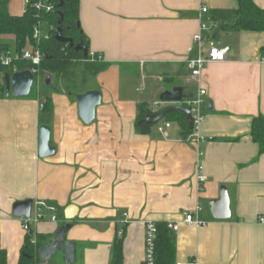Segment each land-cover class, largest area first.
<instances>
[{"label": "crops", "instance_id": "0c3cea01", "mask_svg": "<svg viewBox=\"0 0 264 264\" xmlns=\"http://www.w3.org/2000/svg\"><path fill=\"white\" fill-rule=\"evenodd\" d=\"M253 2L264 9V0ZM26 6L10 0L9 12L23 16ZM204 7L208 14L201 18ZM237 9V0H80L89 51L110 67L77 95L62 84L44 91V99L0 92V247L7 264H19L28 234L14 206L29 200L56 209L58 222L32 224L34 235L51 237L48 245L67 223V209L76 208L67 236L77 245L76 264H111L120 234L123 264H145L147 225L160 222L178 226L176 264H264V154L251 135L253 120L264 117V33L232 27ZM202 22L210 41L229 52L193 80L187 62L200 56L194 37ZM176 88L187 97L181 106L200 89L207 92L197 131L188 132L179 118L138 134V106L146 103L158 114L173 105L161 95ZM89 91H100L102 103L86 125L76 97ZM48 97L52 103L43 112ZM167 123L165 137L159 127ZM42 126L51 129L56 149L47 159L38 156ZM194 136L205 141L197 144ZM223 186L232 216L219 221L210 202ZM186 214L203 225L186 226ZM45 264H66L64 253Z\"/></svg>", "mask_w": 264, "mask_h": 264}, {"label": "trees", "instance_id": "16d2710c", "mask_svg": "<svg viewBox=\"0 0 264 264\" xmlns=\"http://www.w3.org/2000/svg\"><path fill=\"white\" fill-rule=\"evenodd\" d=\"M38 0H31V4L26 6L23 16H13L9 12L10 0H0V57L9 51L22 54L24 51L35 47L34 32L39 24L49 22L52 32L46 38H41L38 45L44 55L43 62L38 68L39 73L35 74V95H40L42 91L55 89L63 84L69 94H76L80 87L85 86L89 80L94 79L99 74L105 72L110 65L103 60L85 59L82 52H76L69 44L60 43L55 39L56 31L61 28L62 34L67 39H72L74 45L83 44L89 48V40L85 36L80 26V0H46L54 7L52 13L39 12L35 6ZM238 9L232 27L245 32L264 33V9L255 5L253 0H237ZM6 37L14 38V45L5 42ZM264 55V48L262 49ZM33 70L32 65L18 61L11 67L0 65V92L6 95L5 76L14 75L17 72ZM76 73L79 76H76ZM53 77L54 86L45 82L41 84V79ZM38 81L40 83L38 90ZM47 81V80H46ZM42 86V87H41ZM34 95V96H35ZM43 103V112H47L52 103L51 98H46ZM153 112L146 103L138 106V117L136 130L140 135H148L154 125L145 122L148 115ZM183 119L185 126L187 120L185 115L174 113L168 115L165 120L172 122L176 119ZM252 139L259 146V155L264 154V117L259 116L252 123ZM158 229L156 242V264H176V239L173 231L169 230L167 223H155ZM63 224L61 227L65 226ZM123 236V234H122ZM51 237L33 234V230L27 234L19 264H45L40 260V249L48 245ZM124 236L116 238L113 249V260L111 264H123ZM0 264H7V253L0 247Z\"/></svg>", "mask_w": 264, "mask_h": 264}, {"label": "water", "instance_id": "95a60500", "mask_svg": "<svg viewBox=\"0 0 264 264\" xmlns=\"http://www.w3.org/2000/svg\"><path fill=\"white\" fill-rule=\"evenodd\" d=\"M55 39L60 43L69 44L76 52H82L86 60L90 57L89 48L83 44L74 45L72 39H67L62 34V29L56 31ZM7 97L27 98L31 95L34 87L35 76L32 71L17 72L14 75L5 76ZM184 89L176 88L172 92H165L161 95V101L165 104H173L158 114H150L145 122L149 125H157L168 115L180 113L186 116L188 123V132L195 131V121L190 108H185L180 104L186 99ZM79 106V116L81 120L90 125L96 118V110L102 103V93L100 91H89L76 97ZM212 104L208 103L207 112L212 109ZM188 132L182 135L183 139H188ZM56 154V149L51 146V129L47 126L41 127L40 143L38 156L41 159H47ZM33 201H24L17 203L13 209V215L17 218L29 219L32 214ZM211 213L216 220L226 221L231 219V201L226 187H221V195L218 200L210 202ZM77 216L75 207H70L66 212L67 223L61 227L56 234V239L51 244L40 249L39 257L44 263L49 262L54 256L64 253L66 264L77 263V245L74 242L67 241V236L73 228L72 221Z\"/></svg>", "mask_w": 264, "mask_h": 264}, {"label": "built area", "instance_id": "2783aa9c", "mask_svg": "<svg viewBox=\"0 0 264 264\" xmlns=\"http://www.w3.org/2000/svg\"><path fill=\"white\" fill-rule=\"evenodd\" d=\"M31 0H26V5H30ZM37 10L39 12H45L47 14L52 13L54 11V7L51 4H48L46 0H38L35 4ZM208 14V8L204 7L201 10V18L204 17V15ZM40 27L41 24L37 26L34 32V41L36 42V46L32 47L26 51H24L22 54H16L12 51L7 52L6 54L2 55L0 57V65L4 67H11L13 63L18 61H24L30 65H32L33 74L39 73L38 68L41 66L44 55L40 51L38 45L41 40L40 36ZM194 43L197 46L200 56L195 59H191L187 62V67L190 73V76L193 80H199L204 69L212 63H218L223 62L227 59V54L229 52L228 48L225 49H219L215 46V44L210 41L209 39V29L208 26L202 22L199 33L194 37ZM208 44V49L204 52L203 48ZM90 57L92 60H102L101 57H95V55H92L90 53ZM39 81H38V90H39ZM35 87V82H34ZM33 87V88H34ZM37 89V87H36ZM207 95V92L203 89H200L198 92V96L193 98L192 100L185 102L184 106L185 108H190L192 111V116L195 121V131H197L199 125L204 121L205 119V99L204 97ZM43 108V106H42ZM171 127L170 123L165 124L162 127H159V132L167 137L166 130ZM193 131V132H195ZM195 142L197 144H200L201 142H204L205 139H203L200 136H194ZM202 152H200V156H202ZM199 172L201 173L203 171V167L199 166L198 168ZM199 182L202 184L205 182V178L200 174L198 176ZM200 210V208H198ZM51 213V216H47L46 212ZM56 209L48 207L44 202H36L33 204L32 214L29 219L22 218L24 229L27 233H30L32 231V224H39L44 221H51V222H58V218L55 216ZM261 222L264 223V218L261 219ZM184 223L188 227H201L203 223L196 221L194 219V214H186ZM169 230L175 232L178 229V226L176 224H168ZM122 236V234H120ZM158 238V229L155 223H148L147 225V237H146V260L145 264H156V242ZM180 264H197L195 261H191L188 263H180Z\"/></svg>", "mask_w": 264, "mask_h": 264}, {"label": "rangeland", "instance_id": "374dc122", "mask_svg": "<svg viewBox=\"0 0 264 264\" xmlns=\"http://www.w3.org/2000/svg\"><path fill=\"white\" fill-rule=\"evenodd\" d=\"M52 26H51V24L49 23V22H43L42 24H41V27H40V36L42 37V38H46V37H48L49 35H50V33L52 32ZM217 48H218V45H215ZM76 76H79V74L78 73H76ZM50 76H47V77H45V78H43V79H41V84L42 85H44L45 84V82H47V83H51V81H52V85H53V83H54V80H55V78L53 77V79L52 78H49ZM47 80V81H46ZM2 85V82H0V86ZM42 87V86H41ZM62 87H63V90H66L64 87V85L62 84V86H61V89H62ZM35 91H36V88L34 87L33 88V93H35ZM66 92V91H65ZM45 92L44 91H42L41 90V92H40V94H41V98H45V94H44Z\"/></svg>", "mask_w": 264, "mask_h": 264}]
</instances>
